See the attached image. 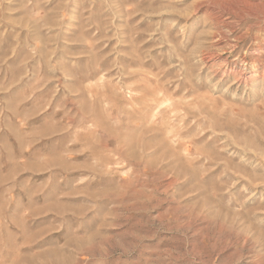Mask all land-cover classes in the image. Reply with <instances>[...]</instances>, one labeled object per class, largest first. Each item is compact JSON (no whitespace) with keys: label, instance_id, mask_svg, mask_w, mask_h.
<instances>
[{"label":"rangeland","instance_id":"rangeland-1","mask_svg":"<svg viewBox=\"0 0 264 264\" xmlns=\"http://www.w3.org/2000/svg\"><path fill=\"white\" fill-rule=\"evenodd\" d=\"M0 264H264V0H0Z\"/></svg>","mask_w":264,"mask_h":264}]
</instances>
